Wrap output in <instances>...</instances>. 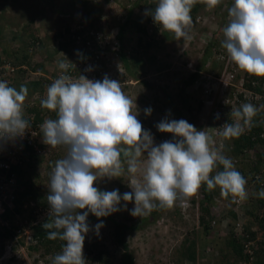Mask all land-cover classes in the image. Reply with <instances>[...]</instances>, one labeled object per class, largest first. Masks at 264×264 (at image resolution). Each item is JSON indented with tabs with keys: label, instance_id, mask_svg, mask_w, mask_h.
<instances>
[{
	"label": "clouds",
	"instance_id": "1",
	"mask_svg": "<svg viewBox=\"0 0 264 264\" xmlns=\"http://www.w3.org/2000/svg\"><path fill=\"white\" fill-rule=\"evenodd\" d=\"M135 2L131 3L132 10L136 7ZM197 3H204L211 9L219 5L221 0H157L154 10L149 9L150 3H147L148 9L145 11L151 15H141L145 18L142 25H146L150 33L153 25L158 24L174 33L177 39L191 40L189 33L193 20L190 13ZM226 5V9L225 3L222 8L225 20L229 22L223 28L225 39L221 42L228 53L225 59L230 56L229 60L235 62L240 70L264 76V0H234L232 5ZM73 13L81 20L71 30H82L79 33L83 35L89 29H99L93 22H97L93 15L86 18L83 17L86 14ZM197 17L207 18L204 15ZM156 35L160 36L158 30ZM70 48L67 50L70 51ZM225 59L222 60L223 67ZM72 66V62L67 59L58 62L61 73L57 77L58 69L55 76L49 78L46 98L41 100L43 108L56 113L55 119L54 112L42 114L43 141L50 150L47 155H39L41 160L53 156L58 146L67 149L63 158L55 161L54 166L51 164L47 195L49 219L42 226L49 230L48 239L65 242L61 253L52 258V264H87L83 255L85 235L90 230L98 235L99 229L103 227V221H100L90 229L87 222L89 213L98 218L106 217L126 208V204L121 205V201H134V207L130 210L134 217L147 216L158 208L174 206H179L178 209L184 213V210L196 206L197 201L192 205L189 199L186 207L177 201L183 203L191 198L202 185H206L208 190L219 187L221 196L230 197L232 206L238 212L236 219L231 218L233 235L242 240L246 238L242 233L248 232L243 226L242 212L239 211L245 205L237 208L231 198L240 201L248 199L247 180L236 169L232 159L215 147L212 135L198 130L184 119L165 118L156 127L158 131L172 133L173 136L171 140L156 145L153 136L137 119L135 101L125 94L121 82L107 75L96 81L84 75L74 78L69 74ZM27 95L26 85H21L17 90L9 86L7 81H0V140L23 136L31 127V121L25 115ZM260 107L264 108V105ZM259 110L251 102L234 108L231 112L234 122L225 123L217 135L224 139L239 138L253 126V118ZM151 111L150 107L144 109L145 115H150ZM215 119H220L219 113ZM218 165L223 170L212 175ZM125 170L133 177L129 182L131 192L121 195L118 189L101 191L94 186L98 178L121 177ZM256 195L264 198V189ZM222 208H228L226 201L221 197L214 199L210 208V226L215 234L226 237L229 226L225 219L229 215ZM80 209L86 211L80 213ZM220 214H227V217L221 219ZM28 235L25 242L31 241V234ZM248 243L250 245L251 242H245V247ZM205 254L199 259L207 260L209 256L204 257Z\"/></svg>",
	"mask_w": 264,
	"mask_h": 264
},
{
	"label": "trees",
	"instance_id": "2",
	"mask_svg": "<svg viewBox=\"0 0 264 264\" xmlns=\"http://www.w3.org/2000/svg\"><path fill=\"white\" fill-rule=\"evenodd\" d=\"M4 3H8V0H3ZM52 0H49L51 4ZM64 4L68 5V9L72 8L71 13H68L71 16L72 20L73 17L71 14L73 12L78 11V9H90V13L97 19L100 18L101 12L100 9L96 8V5H93L94 2H90L91 0H63ZM140 0H137L134 5L138 6ZM143 2V0H141ZM4 3L0 2V8L2 7L3 11L0 12V28L3 25L10 26L13 24L10 18L8 17L7 13L4 12L5 5ZM144 3V2H143ZM145 3L149 4V9H155L157 0H145ZM49 4V5H50ZM76 5H80V7H75ZM204 3H197L193 6L190 15L192 16V20L195 19V15L199 13V11L203 10ZM95 7V9H94ZM60 10V11H59ZM75 10V11H74ZM97 10V11H96ZM80 11V10H79ZM58 12H61V8L58 9ZM88 13V11H87ZM147 17L151 14L146 13ZM7 15V16H6ZM121 17H124L123 20H119L120 23L116 26L118 28V33L116 35V40L120 44L121 52H122V64L125 70H128L129 74L132 77L139 78L142 76L143 72H136V69L133 67H137L138 65H143L144 57H148L153 55L151 52V47H162L164 42L172 41L175 38L174 33L170 31H166L161 28L158 24L153 25V30L149 33L147 30L146 25H142L139 22L140 18L134 19V13L131 7L128 10L121 14ZM6 19V20H5ZM72 20H68L64 23L65 29H61L60 25L62 24L61 20L57 21L58 26L49 25L56 34H53V38L58 44V48L61 49H68L70 48V43L72 44V35L73 34H80L82 30H69V22ZM4 22L6 24H4ZM227 26L229 21H222ZM24 30L28 33L29 29L31 30L32 24L27 22L24 24ZM49 27V28H50ZM135 28L137 32V39L135 42L130 40L129 36H126V31L132 30ZM84 30V29H83ZM157 30L160 32L162 39L155 41L153 38ZM67 36V40L61 39V35ZM25 35V33L23 34ZM150 35L149 39H146V36ZM58 37V38H57ZM225 39L223 36L222 39H211L208 40L207 44L203 49V56L200 59V63L196 66V71L190 72L188 78L185 81V85L188 87L194 83H199L197 91L200 92V98L198 99L197 106L192 108V106L188 105V97H183L182 104H180V108H176L170 100H168V107L167 111L171 112L167 119L169 120H180L184 119L190 124H192V120L189 117L193 115L194 109L196 111H200L203 104L204 98L201 96L203 94V86L204 85H213L214 81L209 76L203 75L202 71H206L211 73L214 71L216 75L220 74L221 68L223 67V61L220 58L221 56H226L227 50L222 47V41ZM2 41L3 39L0 38ZM11 41V40H10ZM155 42V43H153ZM162 42V43H161ZM6 43V41H5ZM26 53L29 55H33L35 51H38L42 48V44L45 45L43 39L39 36H36L32 31L28 33L26 36ZM161 44V45H160ZM160 45V46H159ZM8 51L7 49L5 52ZM12 52L4 53V55L0 54V63H4L5 61H10L13 64L20 65L22 61L25 62V58L21 60L17 54H14L15 51L9 50ZM92 53L90 52L89 55ZM228 54V53H227ZM28 64L32 63L31 60L27 61ZM26 63V62H25ZM237 74L236 79L240 77L241 74L244 76V84L243 87L253 91L256 94L264 95V76H256L249 74L245 71L239 69L236 66ZM20 71V70H19ZM204 71V72H205ZM232 93L229 92V96ZM239 102L241 101L243 104L244 101V94L243 92L239 93L238 95ZM188 98V99H187ZM245 102H248L245 100ZM255 106L260 108L257 115L253 118V126L250 129H246L245 132L239 138L233 139H224L219 136L222 145L220 147H216L220 149L224 155L231 158L236 169L246 178V180L250 183H253L254 188L251 191V195L248 196V199L245 201V208L239 210L242 212L243 216V226L248 232V236L246 238L240 239L233 235L234 230L232 223L229 226L228 235L226 237H219L214 231L211 229L210 220L212 218L210 212V206L213 203L214 199L216 200L219 198L217 196L220 192L219 187L208 190L207 186L204 185L203 188L200 189L194 196L190 198V202L194 205L197 201L200 209V216H199V225L200 228L197 232L194 233L193 238L189 239L187 242L182 241L179 251H178V258L175 261V264H184L185 261H190L191 263H196L198 260V255H202L206 252L208 258L211 259L213 262L212 264H264V198H258L256 193H258L261 189H264V111L260 106L264 105V99L256 101L254 103ZM184 110L186 112H184ZM231 109L223 108L221 109V116H222V124H217L218 129L221 131L223 129V125L225 123H233L234 118L231 116ZM185 114H189L186 116ZM56 118V117H55ZM193 118V117H192ZM196 128L202 129V122L201 120H197ZM207 128V126L205 127ZM165 132H160L159 136L164 135ZM254 152L256 156L255 160H250L248 154L249 152ZM41 160V157L32 152L29 161L26 165L22 166H13L12 172L15 175V182L13 185L12 190V197L10 200H6L3 202V210L0 212V241L6 240L9 241L10 244L8 247L13 249L12 253L8 257L10 261H16L19 257L18 250L21 247L27 249L28 252L33 251H41L43 255H53L61 253L62 247L64 245V241L59 239L50 240L48 239L47 232L49 230L44 229L42 226L45 222L49 219V205L47 202V196H44L39 189V186L35 188V183L24 178L23 174L26 168L34 169ZM222 166L217 167L212 173L215 174L216 171H221ZM33 172V170H32ZM50 172L46 175V178L50 180ZM246 184V188H247ZM49 192L47 193V195ZM224 198V197H223ZM228 205V212L230 217L234 220L238 217V212L235 211V208L232 206L233 204L230 202L229 198H224ZM179 206L175 207L177 210ZM29 209L28 221L30 229L32 230L31 233V241L26 243L25 237L20 236L19 227L18 225L13 223V220L16 216H19L23 212ZM163 208H158L154 210L149 215L145 216L140 223H147L151 219L158 216L159 211ZM180 211V210H179ZM96 216L92 214L91 218L87 220V222L95 219ZM114 225V234L116 235V243L120 245L122 250L121 255V262L122 264H135L134 263V256L132 250L130 251L126 247V243L124 241V236L127 232L131 229L138 228L137 226H129L127 224H122L117 221H112ZM250 243V249L245 247V242ZM84 257L89 256L90 261L87 264H106L109 261L107 257L104 255L101 249H95L91 245L85 248V252L83 249ZM110 263V262H109ZM205 263V261H203Z\"/></svg>",
	"mask_w": 264,
	"mask_h": 264
},
{
	"label": "rangeland",
	"instance_id": "3",
	"mask_svg": "<svg viewBox=\"0 0 264 264\" xmlns=\"http://www.w3.org/2000/svg\"><path fill=\"white\" fill-rule=\"evenodd\" d=\"M1 1V0H0ZM48 1V0H47ZM134 0H91L90 2H94L93 5H100V18L97 19L94 17L96 21V27L101 32L110 33L112 30H115L116 26L120 23L119 20H123L124 17H121V14L125 13L128 8L131 6V3ZM137 1V0H135ZM149 1V0H148ZM49 2V1H48ZM144 2V3H143ZM140 0L139 5L134 8V19H139V22L143 24L145 22L146 9H148V5ZM27 3V4H26ZM34 2L31 0H20L19 4L28 5L27 9H30V13L28 17L36 12H38L36 6H32ZM39 3V2H37ZM225 3V9L227 8L226 3L232 5V0H221V3L217 5L215 8H208L205 6L203 10L199 11L195 15V19L193 20V26L190 30L191 40H185L184 38L177 39L176 37L172 41H167L162 47H151V53L153 55H148V57H144L143 65H138L137 67H133L136 69V72H143L142 76L139 77V81L135 83V85L128 83L122 84L123 91L127 96L135 101V104L138 109L137 119L140 120L143 128L148 130L153 138L159 136L160 131H158L156 125L162 120L167 118L171 112L167 111L168 100L172 102V104L176 108H180V104H182L183 97H190L188 100V105L195 108L197 106L198 99L200 98V92L196 90L199 84H195L194 87L189 85L188 87L185 85V81L188 78L190 72L192 70H196L197 64L200 63V59L203 56V49L207 44L208 40L211 39H222L223 28L225 27V23L222 22L225 20V14L223 13L222 5ZM41 1L39 3V8H42ZM50 4V3H48ZM146 4V5H145ZM51 7L45 10V14L41 15L42 24L44 20H47V25H53L57 23V21L61 20L62 24L67 22L68 20H72L69 17L68 13H71L68 9V5L64 4L63 0H52ZM80 7V6H78ZM38 8V9H39ZM61 8V12H58V9ZM12 9L15 11L16 6L14 5ZM72 9V8H71ZM2 7L0 8V12L2 11ZM90 9L83 8V11H88L86 14V18H90L92 13L89 14ZM10 11V10H9ZM8 16H13V13H9ZM33 13H32V12ZM60 11V10H59ZM69 11V12H68ZM81 14H85L82 11H79ZM38 14V13H37ZM73 14V15H72ZM72 16H75L72 13ZM197 15L206 16L207 18H199ZM35 16V14H34ZM78 15L73 18L74 20L69 22V30L77 27L78 20L81 18ZM34 18H27L26 23L30 22ZM83 19V18H82ZM138 21V19H137ZM32 22V21H31ZM202 22V23H201ZM83 22H81L82 24ZM146 24H148L146 22ZM46 25V24H44ZM94 27V26H92ZM20 28V27H19ZM42 29V28H41ZM17 33L16 34H14ZM25 30H23L21 35H23ZM126 36L130 37L133 42L137 39V32L135 28L132 30L126 31ZM20 35V32H19ZM18 36V26L17 27H7L6 32L3 35V40H6V45L8 46V52H12L9 50H13V44L10 41L11 39H16ZM53 32L47 34L48 38H53ZM67 37V36H66ZM150 35L146 36V39H149ZM162 39V36L156 35L153 40L158 41ZM155 43V42H153ZM2 42H0V46ZM161 45V44H160ZM159 45V46H160ZM48 48L50 50H56L58 48V44L55 39H51V44H48ZM112 58L113 56L110 55ZM191 65V67H190ZM110 68V67H108ZM205 71V70H204ZM125 71H117L116 69L110 70V79H115L118 81H129L132 80V76L125 75ZM123 74V75H121ZM243 76V74H241ZM240 76V77H241ZM117 77H119L117 79ZM135 78V77H134ZM214 81V80H213ZM144 82L146 85L142 84ZM214 86L216 89L212 92L209 97L208 102L204 103L200 111H196L194 109L193 115L185 114L189 116L192 120V125L196 127L197 120H201L202 129L204 130L207 126H216L217 124H222V116L220 113V119H215L214 113L220 110V104L223 103L222 97L220 96V87L221 84L217 81H214ZM204 88V87H203ZM45 96V95H44ZM202 96V95H201ZM188 99V98H187ZM151 108V114L145 115L144 109ZM225 108L228 109V105H225ZM48 110V109H47ZM264 111V109H262ZM54 111L48 110L47 115L51 114ZM184 112H186L184 110ZM55 112L53 113V118L55 119ZM217 114V113H216ZM193 117V118H192ZM205 131V130H204ZM219 140V139H218ZM58 150H54L53 156H49L46 160H40V162L34 166L33 169H28L24 171V178L26 177L30 181L35 183V188L39 186L40 192L47 196L49 192V179L46 178L48 171H52L51 164H55L60 158H63L67 154V149L64 146H58ZM248 154L250 160H255L256 156L254 152H249ZM146 155V153H145ZM44 158V157H43ZM143 159V157H142ZM46 161V162H43ZM126 168V165H125ZM33 170V172H32ZM133 177L125 170L121 177H102L98 178L94 182V186H96L101 191H112L119 190V194H123L125 192H131L132 189L129 186V182ZM248 190L253 189V184L250 183L249 178L247 181ZM204 185L201 186L203 188ZM200 188V189H201ZM199 189V191H200ZM221 197L223 200V196H221L220 192L217 195ZM126 204V208H121V210L116 211L106 217H96L89 221L90 229L93 228L94 225L103 221V227L99 229V234L97 235L94 230H90L85 235L83 249L85 252V248L88 246L95 247V249H101L104 252V255L107 257V260L110 262L106 264H122L121 255L122 250L120 245L116 243V235L114 234V225L112 221H117L122 224H127L129 226H137L140 221L145 218V216H132L130 214V210L134 207L133 202H124L121 201V205ZM212 205V204H211ZM211 208V206H210ZM223 211H227L229 215L228 209L222 208ZM86 211V209H80L78 212L82 213ZM1 212V208H0ZM200 209L198 208V204L196 206H191L184 213L179 211L174 207L172 208H163L159 211L158 216L151 219L147 223H140L138 228L131 229L125 234L124 241L126 243V247L133 253L134 263L135 264H173L174 261L178 258V251L182 241L187 242L189 239L193 238L195 232H197L200 228L199 225V216ZM226 215L220 214V218L227 217ZM29 209L19 216H16L13 220V223L21 227L19 229V235L26 236L32 233V230L29 226L28 221ZM213 215L218 218L215 212ZM92 216L89 213L87 220ZM227 225L230 226L232 223V219L230 215L227 219H225ZM225 228V227H224ZM222 229L218 230L220 233ZM219 236V235H218ZM220 237V236H219ZM29 242V240L27 241ZM26 242V243H27ZM10 244L9 241L2 240L0 241V264H52L53 255H43L42 250L28 252L25 246L18 250L20 254L16 261H10L9 255L12 253L13 249L8 247ZM202 255H198V261L194 264H212L211 259L203 260L199 259ZM204 257H207L205 254ZM86 261H90V257H85ZM92 264H96L93 263ZM185 264H191L190 262H185Z\"/></svg>",
	"mask_w": 264,
	"mask_h": 264
},
{
	"label": "built area",
	"instance_id": "4",
	"mask_svg": "<svg viewBox=\"0 0 264 264\" xmlns=\"http://www.w3.org/2000/svg\"><path fill=\"white\" fill-rule=\"evenodd\" d=\"M117 33L118 28L116 27L115 30H112L110 33L101 32L95 28H92L87 30L83 35L73 34L70 51L65 53V60L67 59L73 64L69 74L74 78L78 77L79 75H84L88 79L96 81L102 80L105 75L109 77L110 70H112V68L113 70L116 69L117 71L123 70L122 52L120 44L116 40ZM90 52L92 53L91 55H89ZM110 55L113 57L111 58ZM229 57H226V59L225 56L220 57L222 60L225 59V63L222 72L219 75H216L214 71L211 73H202L203 75L209 76L214 81H217V83L219 82L221 84L219 93L222 97L221 99L223 103L220 104L219 114L225 105H228V109L231 110L240 107V103L242 102H239L237 95L241 92L244 94L243 103H245V100L254 103L264 99V95L256 94L253 91L243 87L244 76L240 75L241 77L236 79L237 65L235 62H231ZM87 68H90L91 70L85 71ZM19 70H21L20 72H25V75L27 74L29 76L31 74L30 70L23 65H16L10 61L0 63V81H7L8 85H10ZM192 71L196 70L194 69ZM60 73L61 70L59 69L57 77L60 75ZM195 84L199 83H194L192 87H194ZM203 87L202 97L204 98V103H207L212 92L216 89V86L204 85ZM229 92L232 93L231 96H229ZM33 103L34 100L29 102V106L31 108L33 107ZM216 113L213 115H216ZM34 115L35 113L33 112L26 115V118L31 121V127L25 131L23 136L0 140L1 211L3 210V202H6V200L9 201L12 197L11 193L15 182V175L11 171L12 167L15 165H26L32 152H35L38 155H47V152L50 150L49 146L43 141V132L41 130V125L43 122L37 121L34 118ZM204 130L213 136L215 147H220L222 145L219 135H217V133L220 131L217 125H209ZM172 136V133L166 132L165 135H160L154 138V143L158 145L166 140H171ZM246 190L248 192V196L251 195V191L253 189ZM189 199L190 198H188L183 203L178 200L177 203L183 207H186L189 204ZM231 201L235 203L237 208H242L246 200L240 201L239 199L233 200V198H231ZM237 226H239V223H237ZM242 234L246 237L248 236L247 233ZM27 237L29 238V235H27ZM246 247H250L249 243L246 244Z\"/></svg>",
	"mask_w": 264,
	"mask_h": 264
},
{
	"label": "crops",
	"instance_id": "5",
	"mask_svg": "<svg viewBox=\"0 0 264 264\" xmlns=\"http://www.w3.org/2000/svg\"><path fill=\"white\" fill-rule=\"evenodd\" d=\"M19 1L20 0H8V3H6V4L4 3L3 0H1L0 2L4 3V5H5L4 12L8 13V11L10 10L9 13L11 12L14 15V17L11 16V20H12L13 24L10 26L12 28L18 26V36L16 39L15 38L11 39V42L14 45L13 51H15L14 54H17L21 60H23V58H25L26 63L24 61H22V63H20V65H23L24 67L29 69L31 74L28 76L27 74L25 75V72H20L21 70L18 71L17 75L13 78V82L9 86L15 87L17 90H19L21 85L27 86L28 95L26 97L25 104H24L25 115H28V114L33 112V113H35L34 118L38 121H42L43 120L42 114L45 112H48V110L46 108H43L41 106V100L46 98L47 88L49 86V77L55 76L57 70L59 69L58 68V62L61 60H65V53L68 52L69 50L61 49V48H57L56 50H50L48 48V44H51V39L47 37V34L50 33V31H52L53 34H56V32L53 31V29H51V27L47 25V22H48L47 20H44L43 24H42L41 15L45 14V10H47L49 7H51V5L48 4L49 0L48 1L47 0H31L32 2H34L32 4V6H36L38 12L35 11V13H34L35 16H34V14H32L29 17H28V14L30 13V9L26 8V6L27 7H29V6L19 4ZM40 1L42 3L41 4L42 8H39V7H41V6H39ZM232 1L234 2V0H232ZM37 2H39V3H37ZM14 5L16 6L15 11L12 9V7ZM78 6H80V5H76L75 7H78ZM99 6L100 5L97 4L96 8L98 7L97 9H100ZM94 9H95V7H94ZM79 10L85 14H88L87 11L86 12L83 11V8L78 9V11H76L75 13L81 14L79 12ZM71 11H72V9H70V12ZM89 14H90V12H89ZM31 17H33L34 19L31 20L32 22L30 21V24H32V27H31V30L29 29L28 33L32 31L36 36H39L45 42V45L42 44V48L38 51H35L32 56L26 53L27 48L25 45L26 44L25 41H26V36H28V33L25 31L24 32L25 35H21L22 34L21 32L24 30V27H25L24 24H26V19L31 18ZM83 17H85V16H83ZM4 24H6V23L4 22ZM44 24H46V25H44ZM55 26H58L57 23L55 24ZM7 27H9V26L3 25L0 28V38L3 37L4 33L6 32ZM60 28L65 29L64 23L60 25ZM19 32H20V35H19ZM14 34L17 35V33H15V32H14ZM60 38L66 39L67 37L64 36V34H63V35H61ZM5 41L6 40H2V41L0 40V42H2V45L0 46V54L2 51L3 55H4V53L8 52V51L5 52L6 49L8 50V46L6 45ZM2 54H1V56H2ZM28 60H31L32 63L28 64V62H27ZM123 71H125L124 72L125 75L129 76L130 72L128 70H125L124 67H123ZM121 75H123V74H121ZM118 78L119 77H117V79ZM131 78H133V79L129 80V81L121 80L119 82H121V84H126V85L128 83L135 85V83L140 80L139 78H136V77L135 78L131 77ZM142 84L146 85L144 82H142ZM33 98H36V99H33ZM32 100H34V103H33V107L31 108L29 106V102ZM55 117H56V114H55ZM187 262H190V261L187 260Z\"/></svg>",
	"mask_w": 264,
	"mask_h": 264
},
{
	"label": "flooded vegetation",
	"instance_id": "6",
	"mask_svg": "<svg viewBox=\"0 0 264 264\" xmlns=\"http://www.w3.org/2000/svg\"><path fill=\"white\" fill-rule=\"evenodd\" d=\"M51 79V77H49Z\"/></svg>",
	"mask_w": 264,
	"mask_h": 264
}]
</instances>
